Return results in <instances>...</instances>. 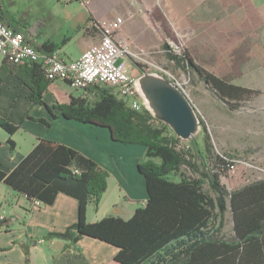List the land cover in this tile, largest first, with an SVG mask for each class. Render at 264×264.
I'll return each mask as SVG.
<instances>
[{"label": "trees", "instance_id": "trees-1", "mask_svg": "<svg viewBox=\"0 0 264 264\" xmlns=\"http://www.w3.org/2000/svg\"><path fill=\"white\" fill-rule=\"evenodd\" d=\"M3 15L10 13L0 5V17ZM43 28L40 18L13 27L44 52L56 50L69 40L63 38L58 45H35L29 37H35ZM170 56L184 69L195 71L229 106L250 92L198 66L186 52L184 59ZM137 64L143 70V65ZM0 70L3 74L13 73L24 82L30 90V100L45 106L53 118L55 108L66 119L107 127L114 141L145 147L137 168L145 179L147 198L128 218L107 215L95 222L87 221V206L93 203L97 208L109 173L66 144L40 137L11 171L0 169V181L30 201L38 199L51 204L59 192L77 200L76 221L64 231L49 232L42 239L58 238L70 245L82 236L96 238L118 248L114 255L118 264H264V178L228 190L220 182V175L229 169L226 158L233 157L215 153L202 120L201 131L183 148L179 145L181 138L165 123L143 106L139 110L129 107L108 86H87L85 91L93 101L78 96L50 107L43 95L52 80L38 63L4 59ZM0 128L13 134L19 126L0 116ZM6 144L11 152L15 150L12 139H7ZM183 166L193 175L183 173ZM205 183L214 197L204 190ZM227 211L234 222V240L226 239L221 231ZM5 222V217H1L0 226ZM36 243L38 240L23 244L24 264H29V247Z\"/></svg>", "mask_w": 264, "mask_h": 264}, {"label": "crops", "instance_id": "crops-1", "mask_svg": "<svg viewBox=\"0 0 264 264\" xmlns=\"http://www.w3.org/2000/svg\"><path fill=\"white\" fill-rule=\"evenodd\" d=\"M40 1L43 12L41 18L36 17L35 20L40 18L44 28L35 37L29 38L35 45H58L63 38H68L56 50L70 60L99 42L100 32L94 26L97 21L116 15H122L128 21L129 15L135 14V23L126 22L117 37L124 41L129 37L136 43L128 29L136 24L139 31H154V26L160 25L155 17L156 11L172 3V0ZM9 2L14 3V0ZM244 2L247 12L264 14V0ZM0 5L3 10L7 9L3 0H0ZM186 5L178 0L179 8ZM0 19L12 28L31 22L23 18L17 22L12 14L3 15ZM74 41L75 46L70 48ZM0 74H3L1 70ZM29 95L28 86L15 74H3L0 80V116L19 128L13 134L0 128V169L11 171L32 149L37 139L43 137L73 147L108 171L107 188L97 208L93 203L87 206L88 222H95L107 215L128 218L144 204L147 198L145 179L137 168L144 158V145L114 141L107 127L66 119L55 108L52 111L56 118H53L45 106L32 102ZM78 96L90 97L85 90L73 89L56 79L49 84L43 100L52 107L55 103L69 102L71 97ZM45 121L50 125L47 126ZM9 138L15 142L13 152L6 144ZM77 209V200L65 193L59 192L51 204L34 205L23 194L0 181V217L6 219L0 226V264H24L22 246L31 240H38V243L29 247V264H118L114 260L118 248L96 238L82 236L70 245L58 238H41L49 232L64 231L73 224L77 219ZM221 231L226 239H235L231 215H226Z\"/></svg>", "mask_w": 264, "mask_h": 264}, {"label": "rangeland", "instance_id": "rangeland-1", "mask_svg": "<svg viewBox=\"0 0 264 264\" xmlns=\"http://www.w3.org/2000/svg\"><path fill=\"white\" fill-rule=\"evenodd\" d=\"M180 1L187 5L179 8L178 0H172L170 6L158 8L155 17L160 25H155L154 31H139L136 24L128 29L136 40L134 43L125 38L129 51L164 67L177 78L207 127L215 153L231 155L235 161L234 169L220 175V182L228 190L263 179L264 14L247 12L244 0ZM3 2L16 21L23 18L32 22L43 12L40 0ZM116 16L123 18L121 27L136 20L135 14L129 15L128 21L122 15ZM75 44L71 42L70 48ZM185 52L198 66L250 92L229 106L195 71L184 69L170 56L183 58ZM130 58L139 61L131 55ZM88 98L94 100L91 96ZM179 145L186 148L188 141L180 139ZM181 171L193 175L184 166ZM204 190L215 196L207 183ZM226 215L230 217L229 211Z\"/></svg>", "mask_w": 264, "mask_h": 264}, {"label": "built area", "instance_id": "built-area-1", "mask_svg": "<svg viewBox=\"0 0 264 264\" xmlns=\"http://www.w3.org/2000/svg\"><path fill=\"white\" fill-rule=\"evenodd\" d=\"M122 23L120 16L97 21L95 26L100 32L99 42L70 60L58 50H38L24 38L21 31L14 30L0 19V64L4 59L15 63L36 62L49 80H62L73 89L84 91L89 85L108 86L117 98L137 110L141 109L142 104L134 87L135 76L131 73L134 63L143 65V70L163 74L183 91L177 78L167 69L129 51L128 43L117 37ZM130 55L139 61L132 60ZM226 160L228 171L234 169V159ZM31 202L34 205L42 204L38 199Z\"/></svg>", "mask_w": 264, "mask_h": 264}, {"label": "water", "instance_id": "water-1", "mask_svg": "<svg viewBox=\"0 0 264 264\" xmlns=\"http://www.w3.org/2000/svg\"><path fill=\"white\" fill-rule=\"evenodd\" d=\"M131 73L142 106L173 133L186 141L193 140L202 125L187 95L171 80L157 71H146L134 63Z\"/></svg>", "mask_w": 264, "mask_h": 264}]
</instances>
